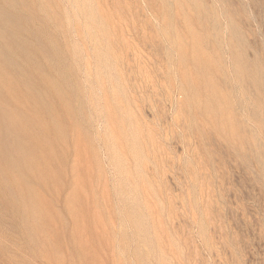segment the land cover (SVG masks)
Masks as SVG:
<instances>
[{
	"label": "rangeland",
	"instance_id": "1",
	"mask_svg": "<svg viewBox=\"0 0 264 264\" xmlns=\"http://www.w3.org/2000/svg\"><path fill=\"white\" fill-rule=\"evenodd\" d=\"M0 264H264V0H0Z\"/></svg>",
	"mask_w": 264,
	"mask_h": 264
}]
</instances>
